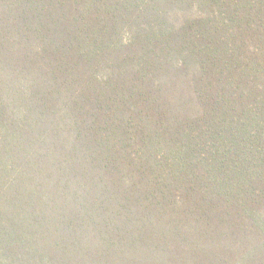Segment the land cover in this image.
I'll use <instances>...</instances> for the list:
<instances>
[{
    "label": "trees",
    "instance_id": "obj_1",
    "mask_svg": "<svg viewBox=\"0 0 264 264\" xmlns=\"http://www.w3.org/2000/svg\"><path fill=\"white\" fill-rule=\"evenodd\" d=\"M0 264H264V0H0Z\"/></svg>",
    "mask_w": 264,
    "mask_h": 264
}]
</instances>
